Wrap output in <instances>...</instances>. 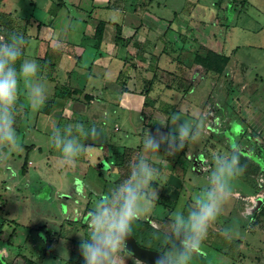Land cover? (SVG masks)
Instances as JSON below:
<instances>
[{
  "label": "crops",
  "instance_id": "0c3cea01",
  "mask_svg": "<svg viewBox=\"0 0 264 264\" xmlns=\"http://www.w3.org/2000/svg\"><path fill=\"white\" fill-rule=\"evenodd\" d=\"M217 3L215 2L212 7L201 0H183V2L173 0L170 6L168 3L162 4L159 0H44L39 14L37 2L29 0L28 5L34 10L30 14L21 15L8 0L0 2L2 20L6 22L5 29L0 27V35L13 32L22 34L26 44L21 62L25 59L35 60L40 65L41 78L48 83L47 98L39 110L31 108L23 91L17 101L26 119L30 116L28 114L30 111L36 112L33 115L36 118L34 128L38 127L37 122L41 119L39 128L44 131L50 130L48 140L50 141L53 129L60 127V120L65 117L73 118L80 123L89 122L90 125H93L94 121H101L102 126H106L108 117H118L123 118V125L133 127L129 132L125 131L122 138H111L107 144L100 145L103 156L98 158L97 162L95 160L94 166L98 171L93 173L92 184L99 183L97 175L102 176L104 173L111 175L110 180L100 184L102 196L108 194L130 174L131 167L124 170L115 165L124 148L135 150L131 164L136 162L138 156L143 155L158 169L159 175L153 181L154 184L159 185L154 186L158 194L162 190L167 191L177 182H185L182 177L186 175L189 168L186 169L181 163V152L167 155L166 147L163 145L158 153L147 152L144 148V139L148 131L155 132L157 128L167 132L171 116L179 111L190 118H194L192 114H197L196 116L203 121L206 113L209 112V121L214 125H220L222 121L219 117L223 107L219 103V88L224 83L226 85V81L229 82L228 96L232 94L233 112H244V115L250 119L246 134L255 148H258L255 156L258 161L263 160V163H259L261 168H264V23L252 29L241 26L242 31L251 34L252 39L245 44V49L238 45L226 53L227 35L218 37L216 31L208 32L203 28L209 20H212L218 28H227V22L221 23L218 20V14L216 16L213 14L221 10L220 4ZM247 5H250L249 0H246L238 10L237 18L242 11H245ZM170 9H172L173 17L167 19L170 17H164L165 15L161 12ZM180 10L187 13L184 21L178 17ZM155 11H158L160 15ZM100 21L104 22L105 26L101 45L96 49L93 42L86 39L91 34L86 32V27L88 24L96 25ZM174 25L178 30L183 28L182 32H177L176 36ZM191 26H199L197 37L187 36ZM170 31L174 33L171 40L166 39ZM179 40L182 42L183 52L190 54L185 62L176 56L177 52L180 53L179 49H176ZM209 50L229 57L223 73L206 72L200 65L192 63L195 53L205 54ZM183 83L187 84L186 88ZM180 84L182 87H179ZM122 85L127 88V91H122ZM62 89L70 90V92L78 90V93L66 95L67 97L64 98L58 95L59 90ZM85 95L89 98L88 100L84 98ZM225 108L228 112L227 107ZM76 115L82 119H77ZM133 116H139L141 127L138 124L134 125ZM70 121L73 120L70 119ZM204 125L208 129L207 123L204 122ZM23 126L24 121L15 126L17 135L21 133ZM113 129L120 131L121 125L115 121ZM130 138L135 145H121ZM193 145L194 143H190L187 146L192 150ZM26 146L28 149L42 150V147L36 144L22 143V147ZM200 147L203 145L201 144ZM112 153H117L114 157L116 160L109 157ZM25 156L28 161L23 176H27L29 169L33 166L28 153ZM60 156L56 160H63L62 155ZM56 157L52 155L48 160L54 162ZM197 158H201L198 165L200 164L202 170L196 171V168H193L195 173L202 174L210 171L211 168L208 166L211 164L207 162V159L202 155ZM84 162L88 164L87 160ZM7 168L11 169L10 166ZM181 170L186 171L184 176L181 175ZM11 178L13 180L16 178L15 172ZM165 181L168 183L167 186L164 185ZM27 186L30 185L27 184ZM78 190L76 189V194L83 195L82 188L78 187ZM251 191H253L252 188ZM233 194L243 196L239 192ZM253 194L246 195L251 197ZM163 195L165 196L162 199L161 193L158 195L155 204L160 205L164 202L163 205L167 207V202L172 199H168L169 194L163 193ZM67 198L70 197L67 196ZM83 199L86 205L81 210L85 208L87 213L81 217L87 219L80 225L84 227L83 232H74V242H77L79 234L84 239L88 238L89 227L86 225L88 211L93 209L89 208L91 200ZM261 199L264 205V198ZM255 200H252V205ZM3 205L4 203L1 205L0 202V209L5 208ZM144 221L150 224L151 219L149 217ZM68 226L70 232L74 230L71 225ZM35 230L38 233L44 232V230L41 231V227ZM52 230L55 231V229ZM3 231L4 229H1L0 233L2 234ZM46 232L47 236H56L54 250L56 251V248L61 250L65 236H58L56 231L55 233ZM59 233H62V227ZM14 234L15 229L6 239L8 249L10 246L15 248ZM53 238L55 239L50 237V246L54 244ZM4 241V235H0V244ZM20 247L21 245L10 254H7L5 249V252H2L3 249L0 248L2 257L5 255L3 259L6 264H12V259L17 254L24 255ZM66 253L67 255L64 256L65 258L67 256V259L61 264H65L68 260L71 264H79L78 256L81 255L79 248ZM58 254L60 255L59 251H56V256ZM131 257L135 258L133 255ZM28 258L38 264L39 258L32 256ZM39 264L42 262L40 261Z\"/></svg>",
  "mask_w": 264,
  "mask_h": 264
},
{
  "label": "rangeland",
  "instance_id": "374dc122",
  "mask_svg": "<svg viewBox=\"0 0 264 264\" xmlns=\"http://www.w3.org/2000/svg\"><path fill=\"white\" fill-rule=\"evenodd\" d=\"M28 1L29 0H8V2L12 3L15 9L18 10L17 13L21 15L30 14L34 10V8L28 5ZM34 1L37 2L39 8L37 11H39L40 14V8L44 0ZM159 1L164 5L168 3V6H170L173 0ZM176 1L183 2V0ZM201 1L212 7L215 2H218V5L220 4L219 7L222 11H217V13L213 12V14L214 16L218 14V20H220L221 23L226 24L227 22V28H218V26L213 24L212 20L207 21V24L204 25L203 28L208 32L216 31L218 37L224 36V34L227 35V43L225 45L226 53L238 45H241L245 49V44L252 39L251 34L243 32L241 26H248L249 29H252L255 28L256 25H263L264 23V0H249L250 5L245 7V11H242L238 18L236 16L239 13L238 10L243 5L242 0ZM155 12L159 14L158 11ZM161 14L165 15L164 17H170L167 19L173 17L172 9L164 12L162 11ZM178 17L184 21L187 17V13L180 10ZM175 23H177V21ZM198 27L199 26H191L187 36L192 37L194 35L197 37ZM173 28L175 29V34L173 33L175 36L177 32H182L183 30V28L178 30L175 25ZM203 28L201 30H203ZM173 34L171 31L168 32L166 39L171 40ZM181 40L177 42L176 49H179L180 53L177 52L176 56H179L181 61L185 62L187 58L190 57V54L183 52ZM46 84L48 85L47 82ZM183 84L186 88L187 84ZM179 87H182L181 84ZM228 89L229 82L227 81L226 85L224 83L219 88V103L222 105L223 111L219 117L222 122H220L218 126L209 121V112L206 113L204 121L202 118L196 116L197 114H192L194 118H190L180 111L176 112L182 120H188L196 125L198 124L201 135L200 139L194 143L192 150L186 146L180 151L181 153L179 152L180 155H182V157H180L181 163L186 169L189 168L185 176L184 174L186 171H180L182 173L181 175L184 176L182 178L185 182H177L167 191L162 190L160 192L162 195L160 196L161 199L165 196L163 193L169 194L170 196L168 199H172L167 202V207L163 205L164 202L160 205L154 203V205L150 206L148 211L139 218L145 220L150 217V224L152 226V229L147 231V233L139 239L143 247L159 251V245L152 239V234L155 231H167V225L171 222L172 214L177 210H187L192 202V195L206 184L212 166L214 167L213 154L221 151H231L233 146H236L241 156L252 164L250 173L243 174L234 181L231 196L224 203L223 210L217 220L209 228L207 237L203 241L201 251L194 257L192 264H264V207L260 211L255 209L254 213L250 211L252 200L264 198V168L260 166L263 160L260 162L256 159L255 155L258 148H255L253 142L248 139L246 134L250 119L244 115V112H233L231 108L232 94L229 93L230 97L228 96ZM224 106L227 107L228 112ZM19 108L20 106L17 102L16 125L24 121V126L21 128L22 131L18 133L21 144H36L41 146L42 150L28 149V146H26L25 148L22 147V151H13L11 155H7V149L0 152V202L1 205L2 203L5 205V208L0 209V230L4 229L3 233H0V235H4L5 240L0 244V248L3 249L2 252L6 250L7 254H10L11 251L15 252L18 246L21 245L20 248H22L21 251L24 255L28 257L32 256L37 259L39 258L42 264H61V262L67 259V256L66 258L64 256L67 255L66 252L72 250L76 251L77 248L80 249L81 239H84L82 235L79 234L77 242L73 240L76 232H83L84 227L81 226V228L80 225L85 223L87 219H82L81 217L87 213L85 208L81 210V208L86 205V201L83 198L91 200L89 208L93 209L96 201L102 197V183L111 179V175L104 173L102 176L97 175L99 183L95 185L92 184L93 173L94 171H98L94 166L95 160L97 162L98 158H102L103 156L100 145L107 144L111 138H122L125 131L129 132L133 127L123 125V118L121 119L118 117H108L106 126H102L101 121H94L93 125H90L89 122H83L88 128L95 126L100 131L101 136L99 139L83 141L85 145L90 147L77 158L74 164L67 165L63 160H56L58 157H61V153L51 145L50 141H48L50 130L47 129V131H44L39 128L41 127L39 126L41 119L37 122L38 127L34 128L36 118L33 115L36 112L30 111L28 113L30 116L26 119L22 114V110ZM76 118L79 120L82 119L77 115ZM70 119H72L74 123L77 122L74 121L73 118ZM70 119L67 117L62 118L59 128L71 124L72 122ZM133 120L134 125L138 124L141 127L139 116H133ZM115 121L121 125L120 131H114L113 127ZM204 122L207 123L208 129H206V124L204 125ZM130 139L121 145H135L132 139L131 141ZM201 144L203 147H200ZM26 153H28L29 159L33 162V166L29 169L28 175L23 176L21 173V165L23 164V158ZM50 155L57 156L54 158V162L48 160L51 157ZM199 155H202L207 159V162L211 164V166H208L211 168L210 171H206L202 174L195 173L193 168H196V171L202 170L200 169V164L198 165L201 160V158H197ZM82 159L84 161L87 160L88 164L82 161ZM195 160H197V163L194 164ZM8 166L11 167L10 170H8ZM13 172H15L16 177L14 180L11 178ZM27 184L30 186H27ZM155 184L159 186L158 183ZM167 184L168 183L165 181L164 185L167 186ZM78 187L82 188L83 195L81 194L78 196L76 194V189L78 190ZM152 188H154V186H152ZM251 188L253 191H251ZM235 192H239L243 196L233 194ZM250 193H254L253 196L250 197V195H246ZM67 196L70 198H67ZM83 201H85V203ZM90 211L92 210L88 212ZM68 225H71L74 230L77 228L78 230H72L70 232ZM86 225L88 226V223H86ZM39 227H41V231L44 230V232L38 233V231L35 230V228ZM61 227L62 233H59ZM14 229L13 244L15 248H11L10 246V249H8L6 246V239ZM52 229H55L58 236H65V240H63L61 244L62 249L59 250L56 248V251L60 253L58 256H56V251L54 250L56 236H47L46 234V231H53V233H55ZM50 237H55V239L53 238L52 240L54 244L51 246ZM0 256L2 257L1 253ZM18 256H20V253L12 259V262L16 260ZM3 257L5 258V255ZM78 257V263L83 264L82 256L79 255ZM39 260L37 262L38 264L40 262ZM122 264L144 263L131 257V255H123Z\"/></svg>",
  "mask_w": 264,
  "mask_h": 264
},
{
  "label": "clouds",
  "instance_id": "9594fccd",
  "mask_svg": "<svg viewBox=\"0 0 264 264\" xmlns=\"http://www.w3.org/2000/svg\"><path fill=\"white\" fill-rule=\"evenodd\" d=\"M26 44L22 34L0 35V152L7 149L22 151L16 132V107L21 91L34 110H39L46 101L48 88L40 76V65L35 60L21 62ZM167 132L157 128L147 133L144 148L158 153L166 147L167 155H175L188 144L200 139V128L191 121L182 120L177 114L171 116ZM100 131L83 123L68 124L53 129L50 143L58 149L67 165L75 163L87 148L83 141L99 139ZM214 167L202 188L192 195L187 210L172 214L167 231H155L152 239L159 245L153 264H192L201 251L209 228L223 210L231 196L234 181L246 171L241 163L238 147L231 151L213 154ZM159 172L140 155L131 165L130 174L108 194L98 199L88 213L89 234L81 239L80 254L83 264H122L123 255H132L127 240L133 224L144 215L158 199L157 189L152 188Z\"/></svg>",
  "mask_w": 264,
  "mask_h": 264
},
{
  "label": "trees",
  "instance_id": "16d2710c",
  "mask_svg": "<svg viewBox=\"0 0 264 264\" xmlns=\"http://www.w3.org/2000/svg\"><path fill=\"white\" fill-rule=\"evenodd\" d=\"M2 0H0L1 2ZM246 0H242V3H244ZM233 2V1H232ZM3 27L5 29L6 27V22L2 20V14L0 13V27ZM104 26L105 23L100 21L98 24L93 25V24H88L86 27V32H90V36L86 37V39L91 40L94 44V47L98 49L101 45L102 37H103V32H104ZM118 27V26H117ZM118 35H119V28H118ZM6 36V35H5ZM85 38V37H84ZM119 40V37H117ZM229 61V57L216 53L214 51H207L205 54H199L195 53L193 58H192V63L195 65H200L206 72H214L217 74H221L224 72L226 65ZM122 91H127V88L122 85ZM78 93V90H73L70 92V90L62 89L59 90V96L61 97H67L66 95H75ZM86 100L89 98L87 95L84 96ZM30 149V148H29ZM135 150H132L131 148H124L123 152L121 153V156L117 161L115 162V165L117 168H122L128 170L131 167V160L134 158ZM117 156V153H112L109 157H115ZM115 159V158H114ZM116 160V159H115ZM114 160V161H115ZM27 156H25L22 167H21V172L22 174L25 173V169L27 167ZM241 163L246 164V171L244 174H249L250 173V168L252 167V164L243 156H241ZM152 186H155L154 183H152ZM133 231L132 235L134 238L137 240L138 244H140V237L143 236L144 234L147 233V231H150L152 229V226L149 224L148 221H144L141 219H137L134 224H133ZM17 260V261H16ZM13 261L12 264H35L33 260L30 258L26 257L25 255H21L17 257V259ZM6 264L5 260L3 257L0 256V264ZM65 264H71V261L68 260Z\"/></svg>",
  "mask_w": 264,
  "mask_h": 264
},
{
  "label": "water",
  "instance_id": "95a60500",
  "mask_svg": "<svg viewBox=\"0 0 264 264\" xmlns=\"http://www.w3.org/2000/svg\"><path fill=\"white\" fill-rule=\"evenodd\" d=\"M127 248L135 258L146 264H153L154 258L159 252L157 250L140 246L132 234L127 240Z\"/></svg>",
  "mask_w": 264,
  "mask_h": 264
},
{
  "label": "flooded vegetation",
  "instance_id": "af4514ba",
  "mask_svg": "<svg viewBox=\"0 0 264 264\" xmlns=\"http://www.w3.org/2000/svg\"><path fill=\"white\" fill-rule=\"evenodd\" d=\"M251 206H252V207L250 208L251 213H254V210H255V209L258 210V211H260V210L264 207L261 198H258L257 200H255V201H254V204L251 205ZM140 246H142V245H140ZM142 247H143V246H142Z\"/></svg>",
  "mask_w": 264,
  "mask_h": 264
},
{
  "label": "built area",
  "instance_id": "2783aa9c",
  "mask_svg": "<svg viewBox=\"0 0 264 264\" xmlns=\"http://www.w3.org/2000/svg\"><path fill=\"white\" fill-rule=\"evenodd\" d=\"M197 163V160L194 161V164Z\"/></svg>",
  "mask_w": 264,
  "mask_h": 264
}]
</instances>
